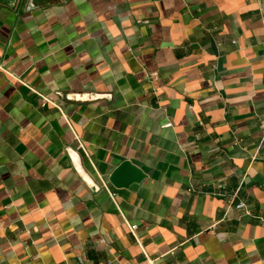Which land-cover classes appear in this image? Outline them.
<instances>
[{
  "label": "crops",
  "instance_id": "crops-1",
  "mask_svg": "<svg viewBox=\"0 0 264 264\" xmlns=\"http://www.w3.org/2000/svg\"><path fill=\"white\" fill-rule=\"evenodd\" d=\"M263 127L260 0H0V264H264Z\"/></svg>",
  "mask_w": 264,
  "mask_h": 264
},
{
  "label": "water",
  "instance_id": "water-1",
  "mask_svg": "<svg viewBox=\"0 0 264 264\" xmlns=\"http://www.w3.org/2000/svg\"><path fill=\"white\" fill-rule=\"evenodd\" d=\"M260 2L264 12V0H260ZM66 152L74 170L83 182L87 186L97 189L96 184L82 169L78 153L72 148H66ZM141 177L142 174L139 172L138 168L132 165L129 161L123 160L109 173L107 181L115 187L126 186L133 189Z\"/></svg>",
  "mask_w": 264,
  "mask_h": 264
},
{
  "label": "built area",
  "instance_id": "built-area-1",
  "mask_svg": "<svg viewBox=\"0 0 264 264\" xmlns=\"http://www.w3.org/2000/svg\"><path fill=\"white\" fill-rule=\"evenodd\" d=\"M152 75H154V72H152L151 73ZM39 96H40V98H41V106H44L45 104H51V105H55L52 101H50L49 99H47L45 96H43V95H41V94H39L38 92H36ZM165 125H169V123H166ZM263 130H264V127H263ZM77 148H81V144H80V142H77ZM258 160H259V162L261 163V164H263L264 165V155H261V156H259L258 157ZM244 207V204H243V202H241V201H238V202H236V204H235V208H243ZM214 225L213 224H211L210 225V228H212ZM135 228V224H130L129 225V229L130 230H133ZM169 264H175L174 262H171V263H169Z\"/></svg>",
  "mask_w": 264,
  "mask_h": 264
}]
</instances>
